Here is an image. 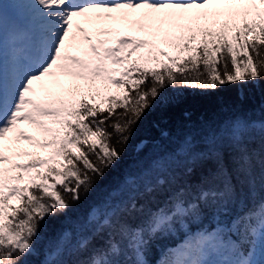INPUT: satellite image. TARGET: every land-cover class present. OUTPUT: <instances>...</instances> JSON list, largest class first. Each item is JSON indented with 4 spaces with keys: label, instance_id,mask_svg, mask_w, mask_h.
I'll list each match as a JSON object with an SVG mask.
<instances>
[{
    "label": "snow or ice",
    "instance_id": "obj_1",
    "mask_svg": "<svg viewBox=\"0 0 264 264\" xmlns=\"http://www.w3.org/2000/svg\"><path fill=\"white\" fill-rule=\"evenodd\" d=\"M209 8L223 10L200 11ZM140 10L149 20L141 31L156 26L155 37L168 26L172 52L131 35L108 46L81 26ZM220 17L218 29L200 24ZM6 31L15 53L7 75L0 59V264H30L49 220L67 216L116 167L166 90L264 82V0H0V53ZM61 76L83 83L65 87ZM254 127L237 117L210 131L202 149L188 139L180 146L193 165L214 162L196 196L220 210L211 232L194 223L201 206L182 193L163 205L130 197L106 204L75 235L62 230L48 264H153L146 257L157 244L155 264H257V249L264 264V195L251 196L257 185L264 193V147L257 156L249 143ZM6 151L29 159L17 162ZM80 254L88 258H71Z\"/></svg>",
    "mask_w": 264,
    "mask_h": 264
},
{
    "label": "trees",
    "instance_id": "obj_2",
    "mask_svg": "<svg viewBox=\"0 0 264 264\" xmlns=\"http://www.w3.org/2000/svg\"><path fill=\"white\" fill-rule=\"evenodd\" d=\"M209 27L218 29L220 25ZM237 117L257 126L249 134V143L259 156L264 147V133L258 129L259 125H264V82L257 85H227L211 92L186 88L166 90L165 99L138 124L116 167L67 216L49 220L47 228L41 233L37 251L29 257L30 264H48L49 249L62 230L75 235L83 222L94 213L98 215L105 210L106 204L127 202L130 197L137 198L141 205H163L175 194L182 193L186 201L201 206L200 220L194 223L202 224L208 231L214 229V218H219V208L196 200L199 178L212 170L214 162L208 157L193 165L180 151V146L188 139L195 149H202L210 131L219 132L227 122ZM148 188L152 191L147 192ZM261 195L264 193L257 185L251 196L255 198ZM72 243H75V239ZM159 249L160 245L157 244L146 259L155 264ZM71 258L85 260L88 257L80 254ZM261 259L258 249V263Z\"/></svg>",
    "mask_w": 264,
    "mask_h": 264
},
{
    "label": "rangeland",
    "instance_id": "obj_3",
    "mask_svg": "<svg viewBox=\"0 0 264 264\" xmlns=\"http://www.w3.org/2000/svg\"><path fill=\"white\" fill-rule=\"evenodd\" d=\"M8 7H9L8 5H5L6 9ZM218 10H223V9L209 8V9L200 10V11H207L209 14H211L213 11H218ZM196 14H197L196 10H193L192 12L189 13V15H192V16H195ZM154 15H164V14H154ZM225 19H226V17H220L219 18L220 23H215L214 26L220 25ZM134 20L137 23H140L141 25H145V26L148 25L147 23H149L148 19L145 18V10L139 11V12H136V13L132 12V14H130V17L127 16V18L124 21H125V23L128 24L129 22H133ZM115 24L116 25H111L110 24L109 25L110 29H107L105 27V31H108V33H106L104 35V37H102V38H100V36H98L97 33L99 32V30H102L103 21H98V22L89 24L90 25L89 31L92 33L93 40L96 41V40H99V39H104V40H107V41L110 42L108 46H112V45L115 44V41H116L117 37L125 36V35H131V36H135L137 38H145V39H148L150 41H153L157 45L158 48L163 49L165 51H169V52L173 51V48L171 47V44L165 42L166 38L169 41H171L173 39V35H167L166 36V33H168V30H167V32L165 34L160 32V34L158 36L153 37L152 35H147V34H144V35L134 34V33L130 34L126 30L125 31L123 30V24L122 23L118 24V21L116 20ZM200 24L202 26H205V27H209V26L213 25V23L211 22V19L209 21H207V22H205L204 20H201ZM166 26L167 25H164V29L166 28ZM144 31H147V33L151 32V34H152L153 32L156 31V26L145 27ZM179 34H180L179 31H176L174 33V35H177V36ZM14 53H15V47L12 44V42L10 41V39L8 37V34H7V31H6L4 39H3L2 53H0V59H2L3 70H4L5 75H7L8 71H9L11 59H12ZM50 79H54V78H50ZM60 80L63 82L65 87H69V86H71L73 84H76V83H81V84L83 83L82 81L75 80V78L69 77V76H61ZM38 87H39V85H38ZM19 127L22 130L28 132L29 134H32V135L36 134L34 128L31 125L21 124ZM258 129H259V127H258ZM12 135H14V134H12ZM12 135H10V137ZM38 138L42 139L43 137H38ZM2 143L5 145V148L7 149L8 145H9V139H5ZM18 147L25 148V149H28V150H31V151H37V149L32 148V146L27 141H21L20 144L18 145ZM5 154L13 155L12 153H9L7 151L5 152ZM13 159L16 160L17 162L23 163L29 158L28 157H18V156L13 155ZM211 231L212 230H210L209 232H211ZM257 255H258V253H257V250H256V253H255L253 259H254V261L257 262V264H259L258 261H257V258H258ZM212 261H214V260H212Z\"/></svg>",
    "mask_w": 264,
    "mask_h": 264
},
{
    "label": "bare ground",
    "instance_id": "obj_4",
    "mask_svg": "<svg viewBox=\"0 0 264 264\" xmlns=\"http://www.w3.org/2000/svg\"><path fill=\"white\" fill-rule=\"evenodd\" d=\"M140 11H143V10H140ZM136 12H139V11H136ZM136 12H134V13H136ZM130 14H132V11H126V13H118V14H116L118 17H124L125 15H126V17L128 16V17H130ZM125 19H118L117 21H118V24H123V30L125 31H127L128 33H130V34H140V35H144V34H147V35H152L151 34V32L150 33H147V31H141L140 30V28H141V24L140 23H137L135 20H134V22L135 23H132V22H129L128 24L127 23H125V21H124ZM129 20V19H128ZM131 20V19H130ZM148 22H149V20H148ZM116 23V21H103V28H102V30H99V32L97 33L98 34V36H100V38H102V37H104V35H99V33L100 32H102V31H105V27L107 28V29H110L109 28V25L111 24V25H116L115 24ZM90 23H86V22H81V26L84 28V29H86L87 30V32L88 33H90V34H92L90 31H89V28H90V25H89ZM146 24V23H145ZM147 24H149V23H147ZM167 30H168V26H166V28L165 29H163V31H161L163 34H165L166 32H167ZM74 31H75V29H74ZM106 33H108V31H106ZM167 34V33H166ZM82 36H83V34L82 33H78L77 32V38L78 39H80V38H82ZM84 47H86V45H84ZM73 51V54H82L81 52H77L76 51V49H73L72 50ZM10 135H12V134H10ZM211 260H214V261H218L219 259H220V257H217V256H212L211 258H210Z\"/></svg>",
    "mask_w": 264,
    "mask_h": 264
}]
</instances>
